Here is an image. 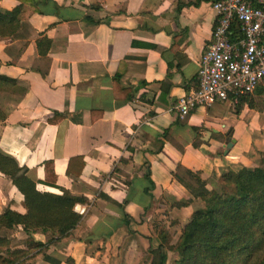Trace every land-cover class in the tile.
I'll use <instances>...</instances> for the list:
<instances>
[{
    "label": "crops",
    "instance_id": "0c3cea01",
    "mask_svg": "<svg viewBox=\"0 0 264 264\" xmlns=\"http://www.w3.org/2000/svg\"><path fill=\"white\" fill-rule=\"evenodd\" d=\"M34 1L39 11H30L14 34L0 36V74L14 80L0 87V150L38 189L87 201L75 205L83 212L79 223L46 250L59 263L38 252L18 264H65L68 256L76 264L113 260L121 244L133 241L132 230L138 240L148 237L149 219L138 218L143 212L188 217L194 209L193 195L179 202L192 188L175 178L178 165L198 172L209 188L228 170L262 165L264 111L247 103L237 110L228 100L184 117L174 110L197 85L215 20L212 0ZM18 3L0 0V7ZM43 35L51 38L45 56L37 47ZM77 155L84 161L79 174L77 160L67 171ZM5 206L25 210L22 193L0 172V210ZM33 237L45 240L41 232Z\"/></svg>",
    "mask_w": 264,
    "mask_h": 264
},
{
    "label": "trees",
    "instance_id": "16d2710c",
    "mask_svg": "<svg viewBox=\"0 0 264 264\" xmlns=\"http://www.w3.org/2000/svg\"><path fill=\"white\" fill-rule=\"evenodd\" d=\"M30 11H39L34 0H19L12 9L0 7V36L14 34L22 23H26L24 21L28 19ZM83 18L94 21L88 14ZM50 45L51 38L47 35L38 39L39 54L45 56ZM123 70L124 63L121 61L113 76L114 86L119 82ZM13 81L0 74V87ZM263 90L262 86H258L253 93L239 96L235 102L236 109L247 103L264 111V106L259 108L254 102L255 96L264 95ZM63 116L58 114V118ZM4 118L5 112L0 108V120ZM76 160L80 164L76 172L79 174L84 165L81 155L69 158L67 171L71 162ZM47 165L48 162L45 163ZM0 172L9 177L22 193L25 207L24 211L10 206L0 210V264H18L38 252L43 253L45 260L59 263L46 250L79 223L83 212L77 211L75 205L86 202L87 198L69 191L54 193L38 189L35 180L23 171L15 158L1 150ZM174 176L186 187L196 185L191 186L196 189L191 190V194L205 202L203 207L191 212L181 227L176 243L171 246L178 254L176 264H264V165L243 166L224 172L219 178L221 191L207 187L198 172L183 165L176 167ZM104 197L110 199L106 195ZM188 201L183 200L181 204ZM17 228L24 232L23 240L14 239L7 233ZM35 232L43 233L45 240H36L33 237ZM151 251L154 255L149 264L165 263L162 242ZM65 264L76 262L68 256Z\"/></svg>",
    "mask_w": 264,
    "mask_h": 264
},
{
    "label": "built area",
    "instance_id": "2783aa9c",
    "mask_svg": "<svg viewBox=\"0 0 264 264\" xmlns=\"http://www.w3.org/2000/svg\"><path fill=\"white\" fill-rule=\"evenodd\" d=\"M211 4L216 12L211 36L198 64L197 85L174 105L179 117L199 105L235 103L258 86L264 88V0H212Z\"/></svg>",
    "mask_w": 264,
    "mask_h": 264
},
{
    "label": "rangeland",
    "instance_id": "374dc122",
    "mask_svg": "<svg viewBox=\"0 0 264 264\" xmlns=\"http://www.w3.org/2000/svg\"><path fill=\"white\" fill-rule=\"evenodd\" d=\"M254 102L257 107L262 108L264 106V95L262 96H255ZM261 162L262 165H264V155L261 156ZM260 162V163H261ZM196 187V185H192ZM194 187H191L194 191ZM215 188L217 191H221L222 187L221 185L217 186L215 185ZM229 189V188H227ZM196 190V189H195ZM192 195V194H191ZM196 198L195 200V208L203 207L205 205V202L203 199L197 196H193ZM188 200H192V196L189 197ZM180 203L182 201H179ZM193 209V210H194ZM192 210V211H193ZM190 211V214L191 212ZM148 213V214H144ZM185 211L180 212L179 215L177 213H170L168 210H159V211H149V212H143L142 216H139L138 218L142 220H148L151 224V228L149 230L148 237H144V240L137 237V234H135V230H132L134 233L133 241L132 242H125L121 244L118 248V251L116 253V256L113 258V260L110 261H102L98 262L96 264H149L152 256L154 253L151 251L154 247H156L160 242L163 244V249L166 254V260L164 264H176L175 261L178 258L177 252L171 247L173 244L176 243L178 236L181 231V227L183 224L188 220L190 214L188 217L185 216ZM182 216L183 219L179 223L178 217L175 216ZM10 236H13L14 239H22L25 238V234L21 229H12L7 232ZM140 235V233H138ZM15 241V240H13ZM21 243V242H20ZM56 242L55 244H57Z\"/></svg>",
    "mask_w": 264,
    "mask_h": 264
},
{
    "label": "water",
    "instance_id": "95a60500",
    "mask_svg": "<svg viewBox=\"0 0 264 264\" xmlns=\"http://www.w3.org/2000/svg\"><path fill=\"white\" fill-rule=\"evenodd\" d=\"M231 140H232V139L229 140V142H228V144H227V147H229V146L231 145Z\"/></svg>",
    "mask_w": 264,
    "mask_h": 264
}]
</instances>
